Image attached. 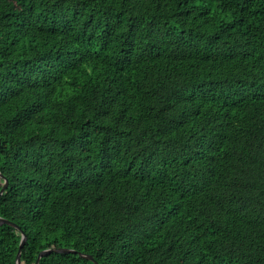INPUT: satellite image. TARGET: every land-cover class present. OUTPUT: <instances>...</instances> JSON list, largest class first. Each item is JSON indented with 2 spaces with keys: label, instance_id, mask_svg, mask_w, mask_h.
<instances>
[{
  "label": "trees",
  "instance_id": "trees-1",
  "mask_svg": "<svg viewBox=\"0 0 264 264\" xmlns=\"http://www.w3.org/2000/svg\"><path fill=\"white\" fill-rule=\"evenodd\" d=\"M0 173V264H264V0H0Z\"/></svg>",
  "mask_w": 264,
  "mask_h": 264
},
{
  "label": "water",
  "instance_id": "water-1",
  "mask_svg": "<svg viewBox=\"0 0 264 264\" xmlns=\"http://www.w3.org/2000/svg\"><path fill=\"white\" fill-rule=\"evenodd\" d=\"M0 178H4V184L0 188V194H2V192L4 191V189L7 186V180L1 173H0ZM1 223H6V224L12 225L13 227L19 229V226L17 224H15L14 222H12L8 219H4L2 217H0V224ZM25 240H26V235L24 234V232H21V238H20L18 250L16 253V257H15V264H21L20 253H21V249H22V246L24 245ZM52 251L61 252V253H78L79 255H82V256L86 257L87 259L94 261L95 264H98L90 254L78 252L77 250L72 249V248H68V247H50V248L43 249V250L39 251V253L37 254V257L35 259L34 264L39 263V259L42 255H45V254L50 253Z\"/></svg>",
  "mask_w": 264,
  "mask_h": 264
}]
</instances>
